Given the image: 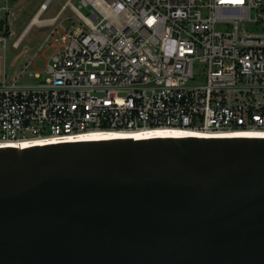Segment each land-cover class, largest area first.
Instances as JSON below:
<instances>
[{
  "label": "built area",
  "instance_id": "1",
  "mask_svg": "<svg viewBox=\"0 0 264 264\" xmlns=\"http://www.w3.org/2000/svg\"><path fill=\"white\" fill-rule=\"evenodd\" d=\"M8 1L0 0L4 52L14 26ZM53 1L41 3L33 25L53 27L40 48L50 50L46 78L19 85L20 76L7 82L4 73L0 83V149L79 143L94 133H264V0H67L41 19ZM67 9L78 21L72 28L60 23Z\"/></svg>",
  "mask_w": 264,
  "mask_h": 264
},
{
  "label": "water",
  "instance_id": "2",
  "mask_svg": "<svg viewBox=\"0 0 264 264\" xmlns=\"http://www.w3.org/2000/svg\"><path fill=\"white\" fill-rule=\"evenodd\" d=\"M0 264H264V138L0 149Z\"/></svg>",
  "mask_w": 264,
  "mask_h": 264
},
{
  "label": "rangeland",
  "instance_id": "3",
  "mask_svg": "<svg viewBox=\"0 0 264 264\" xmlns=\"http://www.w3.org/2000/svg\"><path fill=\"white\" fill-rule=\"evenodd\" d=\"M45 0H9V5L12 9L13 34L8 37L7 49L4 52L3 45L0 44V83L3 81L4 73L7 75V82H12L19 78V85H32L42 82L46 78L45 69L47 66V57L50 50L46 46L42 51L40 48L44 45L47 35L53 29L39 28L38 26H31L29 31L24 36L22 42L18 47H14V43L23 34L26 28L32 22L37 10L42 2ZM67 0H54L49 10L42 15L41 19L54 18L61 7ZM79 0H73L74 5H78ZM84 13L87 11L82 10ZM63 21L62 25L65 28H72L74 24L78 23L74 13L67 9L60 17ZM62 32V28H60ZM37 54V56H35ZM35 57L33 64L29 66L25 73L26 65Z\"/></svg>",
  "mask_w": 264,
  "mask_h": 264
},
{
  "label": "bare ground",
  "instance_id": "4",
  "mask_svg": "<svg viewBox=\"0 0 264 264\" xmlns=\"http://www.w3.org/2000/svg\"><path fill=\"white\" fill-rule=\"evenodd\" d=\"M39 18L38 16H34V18L32 19V22L30 23V25L26 28V30L24 31V36L26 35V33L29 31V28L33 25H37L39 24ZM47 23H52L51 21H46ZM23 36V37H24ZM160 133V132H159ZM109 137H116V136H111V135H107V134H89L88 136H84L80 139L81 142H100V141H113V140H108L110 139ZM117 137H121V136H117ZM148 137H152V136H148ZM185 137H190V135H185V136H181V137H172L174 139H178V138H185ZM240 137H250V138H264V133H259V132H250V133H239L236 135H232V136H227L225 138H240ZM169 138V137H168ZM117 139H122V138H117ZM144 139H147V137H144ZM47 142L41 140V139H37V140H32L29 142H24V144L22 146L19 147H25V148H30L32 146L34 147H42V146H46L44 144H46ZM52 144H55L54 142ZM9 146H15V145H9Z\"/></svg>",
  "mask_w": 264,
  "mask_h": 264
},
{
  "label": "crops",
  "instance_id": "5",
  "mask_svg": "<svg viewBox=\"0 0 264 264\" xmlns=\"http://www.w3.org/2000/svg\"><path fill=\"white\" fill-rule=\"evenodd\" d=\"M39 27V26H38ZM40 28V27H39Z\"/></svg>",
  "mask_w": 264,
  "mask_h": 264
}]
</instances>
